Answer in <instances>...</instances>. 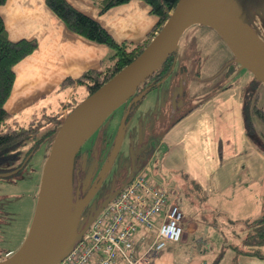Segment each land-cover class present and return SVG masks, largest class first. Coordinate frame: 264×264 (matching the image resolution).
<instances>
[{"label":"crops","instance_id":"0c3cea01","mask_svg":"<svg viewBox=\"0 0 264 264\" xmlns=\"http://www.w3.org/2000/svg\"><path fill=\"white\" fill-rule=\"evenodd\" d=\"M68 1L98 20L119 41H141L158 22L145 0H129L105 11L91 0ZM254 11L264 22V13L258 8ZM0 13L12 40L37 41L36 49L14 67L16 79L5 104L12 117L35 101L50 107L61 93L49 96L57 93L66 78L75 79L89 68H104L113 62L108 45L69 29L46 0H6ZM238 71L234 82L221 85L202 103L189 107L193 110L175 124L171 125L175 118L171 117L148 156L150 164H162L165 180L181 190L180 171L196 179L201 190L195 198L206 207L193 216L185 213L182 240L155 252L151 264H264V257L241 252L246 248L244 229L264 215V151L248 129L240 66ZM183 85L182 108L191 101L188 78ZM182 108L179 114L183 115L187 110ZM222 201L230 204L225 206ZM210 213L217 221L212 222ZM213 229L222 231L218 238L212 236ZM154 241L153 232L137 234L134 255H143Z\"/></svg>","mask_w":264,"mask_h":264},{"label":"water","instance_id":"95a60500","mask_svg":"<svg viewBox=\"0 0 264 264\" xmlns=\"http://www.w3.org/2000/svg\"><path fill=\"white\" fill-rule=\"evenodd\" d=\"M245 12L239 0H178L168 19L141 53L72 108L52 139L28 233L20 247L0 259V264H58L124 186L113 190L112 185L104 200L92 210L85 225L79 228L86 205L119 154L130 108L149 88L145 87L136 95L137 91L178 48L180 38L189 26L195 23L211 26L226 42L240 65L264 81V38ZM179 82L182 85L183 79L180 78ZM128 100L129 107L110 154L92 184L90 174L87 175L85 188L90 185L88 192L84 198L76 200L74 175L77 154L86 140ZM131 152L134 161L132 148ZM26 162L27 158L19 167L0 172V176L17 173ZM133 173L134 168L128 181Z\"/></svg>","mask_w":264,"mask_h":264},{"label":"rangeland","instance_id":"374dc122","mask_svg":"<svg viewBox=\"0 0 264 264\" xmlns=\"http://www.w3.org/2000/svg\"><path fill=\"white\" fill-rule=\"evenodd\" d=\"M247 7L249 9L248 15H250L253 23L261 27L264 32V22L259 17L260 13H256L252 9L254 6L247 5ZM261 10L264 13V8ZM229 49L223 38L211 26L195 23L187 28L179 41L177 66L174 72L166 76L161 84L154 86L141 100L136 102L135 109L128 120L124 141L111 170L112 175H121L128 178L132 170L131 148H134L136 152L147 149L148 157L164 134L165 126L171 120V116L166 117L169 110L168 100H171L176 84L175 79L180 77L179 70L183 64L185 65L189 85L187 93L191 97L190 104L182 108L185 110L196 103H202L204 99L216 92L221 85L235 81V77L239 73L237 67L239 63L231 69V64H236V62ZM241 69L245 85V111L249 131L258 146L264 151V110L260 109V107L264 109V81L256 77L249 69L244 67H241ZM59 93H61L59 98L51 99L52 104H50V107H44L40 101L32 102L26 106L24 111L15 112L14 115L16 116H11L9 121L17 120L21 124H28L33 118L39 117L43 110L57 111L64 119L76 104L90 94L85 84L73 83L72 86L60 87L57 93L49 96V98H53ZM128 107L129 101L119 106L109 116L108 122L101 126L83 144L81 156L86 167L92 164L95 151H99L101 162L106 160L114 146L120 124ZM256 107L260 110L257 111ZM163 108L166 109L164 112ZM159 110L160 112H158ZM47 129L48 127L44 126L38 132V138H41ZM51 142L52 136L50 135L37 141V145L36 140L29 137L24 144L18 147L20 152H18L17 157L1 166L5 170L0 172H5L6 169L12 170L20 166L23 163L22 161L27 158L26 165L21 172L10 176H0V259L5 258L8 255L7 252L11 251L10 253H12L17 250L28 233L38 198L43 167L51 148L49 145ZM132 142H134V145L131 144ZM32 147L34 148L31 150ZM161 165L160 163L150 165L148 172L152 179L156 178L164 182L166 178L164 176L165 171L162 170ZM144 167L142 166L140 169ZM192 196V193L191 196L183 193V201L180 203L184 214L191 216L194 215L193 213L202 211L203 207L206 208L203 203H199L200 199L197 202L195 198L197 195ZM233 197L236 198V195L233 194ZM222 202L225 206L230 204L225 201ZM188 208H191V212L188 211ZM210 217L213 220L212 222L217 221V219H214V213H212V216L210 213ZM83 222L81 221V223ZM214 225L211 228H214ZM246 230L244 229L242 233L244 243L245 238L248 237V234L245 233ZM221 233L222 231L212 230V236L214 237L218 238Z\"/></svg>","mask_w":264,"mask_h":264},{"label":"trees","instance_id":"16d2710c","mask_svg":"<svg viewBox=\"0 0 264 264\" xmlns=\"http://www.w3.org/2000/svg\"><path fill=\"white\" fill-rule=\"evenodd\" d=\"M5 1L6 0H0V6ZM91 1L98 5L101 11H105L113 6L128 2L129 0ZM145 1L149 4L151 12L158 17V22L146 34L143 40L134 42L117 40L115 36L98 20L80 11L68 0H46L50 9H52V11L67 24L69 29L84 35L91 40L104 43L112 50L113 62L111 65L104 68H89L75 79L68 77L62 82V88L69 85L72 86L73 83H78L79 85L85 84L88 87L89 93L95 91L141 53L168 19L178 0ZM241 1L246 2L245 5L253 2V0ZM254 4L257 5V3ZM251 5L249 6L252 7ZM36 47L37 41L35 39L22 38L12 40L0 13V171L5 170L1 168L4 163L11 162L17 157L18 152H20L18 147L24 144L27 138L30 137L35 139L37 145V141L41 140L43 137L47 135L53 136L63 120V116L59 112L43 110V113L39 117L33 118L28 124H21L17 120H14L13 122L9 121L11 113L7 110L5 104L12 93L16 79L14 67L20 60L31 54ZM177 56L178 50L176 49L167 57L162 66L141 85L139 91L146 86L153 88L158 85L163 78L172 73L177 65ZM237 63L238 61H236V64H231V69H233ZM238 66H240V64H238L237 67ZM180 70L182 74H186L184 64L181 66ZM135 104L136 103L131 106L130 114L135 109ZM260 109L264 110L262 107H260ZM260 109H257L256 107L257 111ZM191 110H193V108L188 109L183 115L176 117L171 122V125L175 124L181 117ZM246 121L248 123L247 118ZM44 126H47L48 129L44 131L41 138H38V132ZM33 148L34 147H32L31 150ZM179 174L182 177L181 185L183 188V190H181L180 186V194L178 197L179 202L183 201V193L188 195H191V193L193 195H200L201 186L199 182L192 178L187 172L180 171ZM246 231V234H248L244 243L246 248H242L241 252L264 257V215L251 221Z\"/></svg>","mask_w":264,"mask_h":264},{"label":"built area","instance_id":"2783aa9c","mask_svg":"<svg viewBox=\"0 0 264 264\" xmlns=\"http://www.w3.org/2000/svg\"><path fill=\"white\" fill-rule=\"evenodd\" d=\"M143 166L58 264H151L155 252L183 238L184 212L177 188L152 179L150 164ZM141 232H153L155 241L137 256L133 245Z\"/></svg>","mask_w":264,"mask_h":264},{"label":"flooded vegetation","instance_id":"af4514ba","mask_svg":"<svg viewBox=\"0 0 264 264\" xmlns=\"http://www.w3.org/2000/svg\"><path fill=\"white\" fill-rule=\"evenodd\" d=\"M239 1H240V5L245 8V10H246L245 14L246 15L249 14V9H248L247 5L252 4V6H254V10L257 8H258V10H261L264 8V0H261V1L260 0H253L252 3H249L247 5H245L246 2L241 1V0H239ZM254 3H257V5ZM248 17L251 20L250 15H248ZM254 21H255V19H254ZM253 26L256 28L258 33L264 38V32L262 31L261 27L257 26V24H255V23H253ZM179 71H180L181 75L177 79V82L174 86V90L172 92L171 100L169 101V105H168L169 110L166 114V117H170V116L175 117V118L178 117L180 115L179 113H180V110L182 108V105L184 104L183 102L185 101L184 95L186 94L185 93L186 90H185L183 84H185L186 82L182 78V77H184V74L181 73V70H179ZM180 78L183 79L182 85H180L181 83L179 82ZM133 143L134 142H132L131 144H133ZM146 150L147 149H144V151L136 152L133 148L134 161H133V159L131 160V168L132 169L137 168V166H139L143 162V159L147 157V156H145V155H147ZM104 161L101 162V157H100L99 151L98 152L95 151V158L93 159L92 164L89 167H86L84 165V161H83V158L81 156V151H80L79 156H77V158H76V172L74 175L76 200H81L82 198H84L86 196V194L88 192V188L90 187V185H89L88 188H85V181L87 179V175L90 174V177H89L91 179L90 184H92L95 181ZM22 162H24V161H22ZM25 165H26V163H25ZM113 166H114V164L112 165L111 169L107 173V175H106L105 179L103 180V182L101 183L100 187L97 189V191L95 192L93 197L90 199L89 203L86 205V207L83 211L82 218L80 219V223H81V221H86L88 216L92 213V210L97 208V206L104 200L106 194L110 191V188L112 187V185H114L113 190H115L121 184H123L124 181L126 180V178L124 176L112 175L111 170H112ZM24 167L25 166H23L17 173L21 172ZM82 168H83V173H81ZM6 171H10V169H6Z\"/></svg>","mask_w":264,"mask_h":264}]
</instances>
